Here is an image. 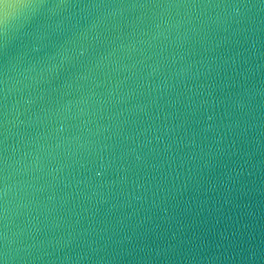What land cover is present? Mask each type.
I'll use <instances>...</instances> for the list:
<instances>
[{"label": "water", "instance_id": "water-1", "mask_svg": "<svg viewBox=\"0 0 264 264\" xmlns=\"http://www.w3.org/2000/svg\"><path fill=\"white\" fill-rule=\"evenodd\" d=\"M20 2L0 260L264 264V0Z\"/></svg>", "mask_w": 264, "mask_h": 264}, {"label": "clouds", "instance_id": "clouds-1", "mask_svg": "<svg viewBox=\"0 0 264 264\" xmlns=\"http://www.w3.org/2000/svg\"><path fill=\"white\" fill-rule=\"evenodd\" d=\"M40 6L41 5H39V4H32V3H26V2H18L14 5H11V6L4 5L3 11H4L5 15H4L2 24H0V30H2L4 33H7L10 22L18 17L20 10L37 8ZM6 256H7V254H6Z\"/></svg>", "mask_w": 264, "mask_h": 264}, {"label": "snow or ice", "instance_id": "snow-or-ice-1", "mask_svg": "<svg viewBox=\"0 0 264 264\" xmlns=\"http://www.w3.org/2000/svg\"><path fill=\"white\" fill-rule=\"evenodd\" d=\"M20 2V0H0V24H2L3 18H4V11H3V6L4 5H14L16 3ZM3 256H6V253L3 254ZM0 264H4L3 260H0Z\"/></svg>", "mask_w": 264, "mask_h": 264}]
</instances>
